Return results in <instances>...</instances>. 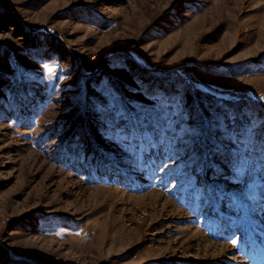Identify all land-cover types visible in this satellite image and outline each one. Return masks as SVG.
Masks as SVG:
<instances>
[{
    "label": "rangeland",
    "instance_id": "374dc122",
    "mask_svg": "<svg viewBox=\"0 0 264 264\" xmlns=\"http://www.w3.org/2000/svg\"><path fill=\"white\" fill-rule=\"evenodd\" d=\"M0 264H264V0H0Z\"/></svg>",
    "mask_w": 264,
    "mask_h": 264
},
{
    "label": "snow or ice",
    "instance_id": "6c2138e0",
    "mask_svg": "<svg viewBox=\"0 0 264 264\" xmlns=\"http://www.w3.org/2000/svg\"><path fill=\"white\" fill-rule=\"evenodd\" d=\"M233 243H235V241H233Z\"/></svg>",
    "mask_w": 264,
    "mask_h": 264
}]
</instances>
